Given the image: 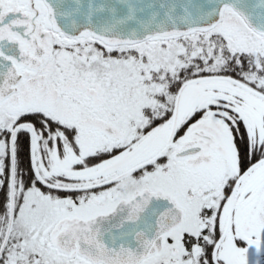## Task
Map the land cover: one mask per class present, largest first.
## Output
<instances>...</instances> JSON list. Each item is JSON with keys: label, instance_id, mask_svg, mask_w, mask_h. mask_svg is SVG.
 I'll return each mask as SVG.
<instances>
[{"label": "snow or ice", "instance_id": "obj_1", "mask_svg": "<svg viewBox=\"0 0 264 264\" xmlns=\"http://www.w3.org/2000/svg\"><path fill=\"white\" fill-rule=\"evenodd\" d=\"M0 264H264V0H0Z\"/></svg>", "mask_w": 264, "mask_h": 264}]
</instances>
